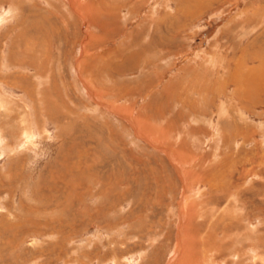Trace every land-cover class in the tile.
<instances>
[{
	"label": "rangeland",
	"instance_id": "obj_1",
	"mask_svg": "<svg viewBox=\"0 0 264 264\" xmlns=\"http://www.w3.org/2000/svg\"><path fill=\"white\" fill-rule=\"evenodd\" d=\"M0 11V93L15 102L0 116V264H168L178 245L173 264H203L193 203L211 197L224 213L234 191L246 220L233 233L250 220L264 264V0ZM28 125L37 136L20 149ZM249 236L219 241L214 263L250 264Z\"/></svg>",
	"mask_w": 264,
	"mask_h": 264
},
{
	"label": "bare ground",
	"instance_id": "obj_2",
	"mask_svg": "<svg viewBox=\"0 0 264 264\" xmlns=\"http://www.w3.org/2000/svg\"><path fill=\"white\" fill-rule=\"evenodd\" d=\"M13 10V9H12ZM11 10V11H12ZM9 11V10H8ZM7 11V12H8ZM1 12V11H0ZM5 16V15H4ZM12 16V15H11ZM3 17V16H2ZM7 17V16H6ZM6 17H5V19H6ZM3 19V18H2ZM2 19L0 20V21H2ZM8 20V19H7ZM3 23V22H2ZM4 23H5V21H4ZM2 25V24H1ZM208 58V57H207ZM84 64V63H83ZM205 66V65H204ZM37 77H39V76H37ZM32 78H34V77H32ZM43 78H45V77H43ZM36 82H37V80H36ZM23 85V84H22ZM83 85L84 86H86V84L83 82ZM36 86V85H35ZM42 86V85H41ZM87 87V86H86ZM85 87V88H86ZM0 88H2L3 89V91L5 90V88H4V84H2L1 82H0ZM24 88V87H23ZM37 88V87H36ZM28 90V89H27ZM86 90L88 91V93H89V96H90V98H92V100L94 99V96L92 95V92L90 91V89H89V87H87L86 88ZM32 91V90H31ZM11 93V92H10ZM25 93H26V91H25ZM10 96H11V94H4V92L2 93H0V116H3V118L7 115V114H10L11 112H12V110L11 111H8L9 109L7 108L8 106H10L11 104V102L13 101L14 102V98L12 99V101L10 102V100H11V98H10ZM32 96V95H31ZM25 97V96H24ZM23 100H24V98H23ZM25 101V100H24ZM30 101V100H29ZM21 102H22V100H21ZM34 102V101H33ZM15 103V102H14ZM31 103V102H30ZM10 104V105H9ZM21 105V104H20ZM23 105H24V103H23ZM26 105V104H25ZM12 106H13V104H12ZM16 106H18V105H16ZM16 106H14V107H16ZM28 106H30V105H28ZM34 107V106H33ZM35 108V107H34ZM37 108V107H36ZM39 108V107H38ZM33 109V108H32ZM31 109V110H32ZM41 109V108H40ZM39 109V110H40ZM241 109V108H240ZM31 110H25L24 108H23V110H22V116L24 117V118H26L27 119V117H29V116H31ZM220 110H222V108H220ZM34 111V110H33ZM36 111H38V109L36 110ZM35 111V112H36ZM40 114V113H39ZM243 114V113H242ZM33 116V115H32ZM126 116H124V118H125ZM38 118H40V117H38ZM128 118V117H127ZM129 120V119H128ZM35 121H36V118H35ZM40 121V120H39ZM22 124H24V125H27V123H26V121L23 119L22 120ZM130 122H131V120H130ZM30 123V122H29ZM38 123V122H37ZM41 125V124H40ZM31 127H33V126H31ZM30 129V126L28 125L27 127H26V129H23V130H21V132H20V137L22 136V140H20V142H17V145H19L20 146V149L21 148H23L24 146H25V148H26V146H28L29 144L31 145L32 143H33V139H35L36 138V136H37V132L32 128V130H29ZM41 132H39V134H38V136H40V135H42L43 133H44V131H43V128H42V130H40ZM17 135H19V134H17ZM49 135V134H48ZM19 137V138H20ZM14 149V148H13ZM13 149H12V151H13ZM178 168V167H177ZM257 175V174H256ZM179 176H180V178H181V180L183 181V183L185 182V179L187 178V176L185 175V174H180L179 173ZM222 176V175H221ZM255 176V175H254ZM210 177H212V176H210ZM223 181V180H222ZM209 184H210V181H209ZM221 184V183H220ZM219 185V183L218 184H210V186L208 187L209 189H210V191L212 190L213 192H217V190H219V188L217 187ZM191 187V186H190ZM189 187V188H190ZM220 187V186H219ZM222 187H227V188H229L230 187V185L229 186H223L222 185ZM219 191H222V190H219ZM198 192V191H197ZM208 192V191H207ZM211 193V192H210ZM200 195H203V193H201ZM199 195V196H200ZM205 195V194H204ZM203 195V197H205ZM214 195H216V194H214ZM229 195H231V194H229ZM237 195H239V192H237V191H234V192H232V195H231V198L233 197L234 198V200H232V203H229V205H228V209H227V211L225 210L224 211V213H220V212H222V210H220L219 208H217V206H216V203L215 202H212L211 201V197H210V199H208L207 197H206V199L203 201V200H198L197 202H195V203H193L194 204V208H196V210H195V212H194V214H195V217H194V214H193V216H192V213H191V211H192V209H193V205L192 204H189L188 205V209L190 210V216L189 217H191L192 216V218L194 217V218H200L199 220H201L200 221V224H198V225H202V226H204V228H206L205 229V238L203 239V240H201L200 241V244L202 245V254L206 257V258H204L203 259V264H218V263H214V260H213V256H212V254H211V251H213V249H216L217 247L219 248V247H221V242L223 243L224 241H223V239H225V238H227V239H230V247L232 246V247H235L236 246V244H241L242 245V243L243 242H245V241H247V236H248V234L251 236V239L249 240V241H251V242H249L247 245V247L245 248V253L244 254H247V257H246V259H245V261H247V263L249 262L250 264H256V262L255 261H257V259L260 257V258H263V254L261 253V252H259L258 251V249H257V247H256V249L257 250H255V247H254V249L253 248H251V247H253V245H255V241H256V238H257V236L256 235H258L259 234V232L260 231H257V230H255V228L253 229V228H251V226H250V223H248L250 220H247L248 222H246V224H245V230L244 231H247V232H245V234H241L240 236H238V235H236L235 234V232L233 233V230L232 229H234V227L236 226V225H234V223H235V221L236 220H239L240 221V219H244V220H246L245 219V217H246V212L244 211L242 214V216L240 215V213H241V209H242V206L241 205H239V204H242V203H240L239 201V197L237 198L236 196ZM200 198V197H199ZM187 199V196L186 197H182L181 198V206L180 207H182L181 208V210L179 209V211H180V213L178 212V214H179V221L181 222V225H182V218L184 217V213H185V205H186V201H184V200H186ZM239 200V201H238ZM243 205V204H242ZM216 210V211H215ZM187 211V210H186ZM215 211V212H214ZM243 211V210H242ZM193 212V211H192ZM187 214H188V212H186ZM211 213H213V215H210ZM220 215V216H219ZM188 216V215H187ZM248 216V215H247ZM188 217V218H189ZM224 217H226V219L224 218ZM191 218V219H192ZM225 220L227 221V222H225ZM234 221V222H233ZM186 225V224H185ZM194 228V227H193ZM184 229V228H183ZM197 227L196 228H194V230H195V232L197 231ZM187 230V229H186ZM186 230L184 231V233L186 232ZM220 231V232H219ZM183 232V231H182ZM219 233L221 234L220 236H218L219 235ZM203 234V235H204ZM202 235V236H203ZM185 236H186V240L189 238V234L186 232L185 233ZM249 236V237H250ZM203 238V237H202ZM184 239V237L183 238H181V240H183ZM192 239H194L195 241H198V240H196L193 236H192ZM221 239H222V241H221ZM259 239V238H258ZM179 240V239H178ZM220 241V243H218ZM261 241V240H260ZM263 241V240H262ZM182 242V241H181ZM248 242V241H247ZM177 245H178V242H177ZM223 246V245H222ZM177 247V249H178V247H179V249H180V246L178 245V246H176ZM201 247V246H200ZM194 248V247H193ZM259 248V247H258ZM175 250V251H173L174 253L172 254V256H170V258H169V262H168V264H173V261L175 260V259H177V257L179 256V250ZM183 249V248H182ZM227 249V248H226ZM184 250V249H183ZM224 250V249H223ZM261 251V250H260ZM180 252H183L182 250L180 251ZM218 252H220L219 250H218ZM179 253V254H178ZM213 253V252H212ZM201 254V255H202ZM214 254V253H213ZM244 254H241V255H244ZM182 255V254H181ZM185 254L183 253V256H184ZM200 255V256H201ZM236 255V254H235ZM232 256V255H231ZM236 256H238V257H240V255H236ZM198 257V256H197ZM233 257V256H232ZM201 258H203V256L201 257ZM234 259V258H233ZM185 257H181V259H180V261H179V264L180 263H182V264H185L186 262H185ZM199 260V259H198ZM242 260V259H241ZM187 261V260H186ZM191 261V260H190ZM194 262H197L198 264H199V262L197 261V260H194ZM225 262V261H224ZM242 262H244V260L242 261ZM188 263V262H187ZM241 263V262H240ZM176 264V263H175ZM225 264V263H224ZM237 264H239V263H237ZM243 264V263H242Z\"/></svg>",
	"mask_w": 264,
	"mask_h": 264
}]
</instances>
